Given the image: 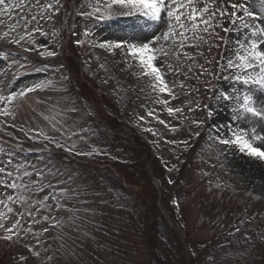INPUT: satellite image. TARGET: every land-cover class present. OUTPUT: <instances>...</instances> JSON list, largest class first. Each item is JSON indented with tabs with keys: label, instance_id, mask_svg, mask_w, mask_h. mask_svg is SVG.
<instances>
[{
	"label": "rangeland",
	"instance_id": "1",
	"mask_svg": "<svg viewBox=\"0 0 264 264\" xmlns=\"http://www.w3.org/2000/svg\"><path fill=\"white\" fill-rule=\"evenodd\" d=\"M92 2L95 0H72L67 7L65 0H61L58 14L45 13L53 15V21H40L49 35L42 36L37 32L31 37L34 43L22 42L30 49L28 51L0 41V88L3 94L19 92L41 81H52L48 88L17 98L9 106L14 118L0 116V166L12 173L11 176L0 174V180L11 183L18 172L28 171L32 176L23 181L16 180V183L30 179L34 182L30 187L35 188L40 182L37 173H41L45 185L51 181L57 188L75 192L72 203L79 209L75 225L52 228L50 221L43 220L45 215L65 219L68 216L67 212L50 211L38 203L52 189L45 186L43 191L25 192L0 184V198H5L13 208V213L9 214L7 208L0 205V213L5 214L0 219V224L5 226L0 228V264H190V256L193 264H264V162L240 153L235 145H220L213 139L217 125L234 124L246 129L253 126L233 121L231 104L218 105L215 101L218 90L231 87L227 81L215 77L236 71L230 69L228 73H221L218 64L226 63L229 57L235 60L237 41L249 37L252 27L245 29L239 23L233 25L230 18L217 19L214 24L231 29L229 32H224L221 27L214 29L219 37L228 41L227 44L212 34H204L207 43L201 44L199 49L190 48L186 43L184 51L194 55L196 62L187 61L182 65L184 70L191 65L192 71L186 73V79L177 77L174 88L177 99H171L165 106L156 101L166 95L152 90L150 78L141 76L137 63L126 58L123 48L113 53L93 45L119 39L146 41L153 34L161 35L167 25L164 21L157 23L139 16L120 15L122 9L119 5H113L109 10L110 19H89L84 12L91 11L89 5ZM205 2L200 0L198 6L202 7ZM220 3L222 8H227L230 3L244 4L258 17L254 26L264 28V0H220ZM209 7L211 10L214 5L209 4ZM238 15L242 13L238 12ZM245 19L253 24L250 18ZM57 22L59 31L52 35ZM86 28L90 30L87 37L83 34ZM4 30L0 26V32ZM74 32H78V38L84 41L82 45L76 43ZM211 32L213 29L210 28ZM74 45L82 63L79 76L91 75L107 87L112 84V99L127 114L128 128L132 125L156 140L155 145L165 155L167 176L171 181L180 164L190 156L189 149L198 136L206 135L205 141L197 148L196 157L200 163L185 177L173 196V201L181 209L179 217L183 216L181 218L191 235L194 254H189L188 260L181 234L175 226L176 216L172 218L162 209L159 224L153 225L147 219V214L152 211L150 199L141 198L140 190L128 186L109 165L95 163L134 158L132 140L128 128L108 127L95 103L77 93L79 84L74 74L71 81L64 62L66 53L75 57ZM46 51H54L55 55L40 54ZM200 51L204 52L202 58L197 55ZM206 60L212 63L206 64ZM161 71L164 72L165 68L162 67ZM208 72L215 75H208ZM171 77V72H165L170 87ZM182 79L186 85L184 88L178 86ZM259 98L264 99V95ZM205 104L214 111L212 118L207 117ZM3 106L0 103V108ZM167 107H181L183 111L169 116ZM149 111L154 115L149 116ZM45 115L55 116L59 121V132L52 130V125L44 119ZM160 119L165 124L159 123ZM193 120L202 123L194 124ZM254 126L258 133L264 134V124ZM41 132L58 140L62 147L45 140ZM112 133L122 134L124 139H110ZM223 138L230 139L231 133H226ZM253 143L260 145V141ZM91 149H96L92 155L80 154ZM61 154H68V157L61 158ZM71 155L90 167L79 166L78 162L75 165ZM58 180L63 183L57 184ZM8 195L16 199L8 202ZM21 196L28 197L29 202L22 203ZM47 204H52L51 199ZM17 220L19 227L12 233V239H4L9 235L5 228L12 227ZM158 225L160 230L155 231ZM237 227L239 231H236ZM44 228L49 230L44 232ZM152 254H155L154 261Z\"/></svg>",
	"mask_w": 264,
	"mask_h": 264
},
{
	"label": "snow or ice",
	"instance_id": "2",
	"mask_svg": "<svg viewBox=\"0 0 264 264\" xmlns=\"http://www.w3.org/2000/svg\"><path fill=\"white\" fill-rule=\"evenodd\" d=\"M199 2L200 0H95V2L89 5L91 11L84 12V15L89 19L93 17L110 19L111 13L109 10L112 9L113 5H119L122 9L119 13L120 15L139 16L157 23L164 21L167 25V30L163 31L161 35L153 34L146 41L130 42L119 39L116 41L109 40L93 46H98L101 49H106L113 53L123 48L126 53V58L137 63L141 76L150 78L152 90L166 95V98L156 101L165 106L169 105L171 99H177L174 92V88L177 86V77L184 76L186 79V73L192 71L191 65L186 70L182 69V65L187 61H192V63L196 62L194 55L184 51L186 43L190 48L199 49L201 44L207 43L204 34H212L222 40L224 44H227L228 41L223 37H219V34L215 33L214 29L221 27L224 32H229L231 29L223 27L221 24H214L213 21L217 19L230 18V22L233 25L239 23L245 29L252 27L253 30L249 37H246L245 40L237 41L238 49L234 53L235 60L229 57L226 63L218 64L221 73H228L230 69H235L236 71L223 74L222 77H215L218 80L222 78L231 86L228 90H218V93L215 95V101L218 105L225 103L231 104L233 121L240 122L242 125L253 126L250 129H246L243 126L237 127L234 124L217 125L215 129L216 135L213 139L220 145H235L240 153L264 162V134L258 133L257 127L254 126L255 124H264V99L259 98L260 95H264V28L254 26L255 20L258 17L244 4L230 3L227 5V8H222L220 0H206L202 7L198 6ZM209 4L214 5L211 10ZM60 5L61 0H47L46 3H42L41 0H0V26L6 29L0 32V41H6L8 44L24 47L22 42L26 40L29 43H34L31 37L37 32L42 36L49 35L48 32L44 31V27L40 21L52 22L54 16L51 14L46 15L45 13L58 14ZM33 9H38L39 11L34 12ZM238 12L242 13V15H238ZM13 13L17 15L14 16ZM245 17L250 18L253 24L250 25ZM58 24L59 22H57L56 30L51 33L52 35L58 33ZM210 28L213 29L211 33ZM188 33H191V36ZM83 34L86 37L89 36L90 30L86 28ZM74 35H77L76 43L82 45L84 41L78 38L79 33L74 32ZM161 41L165 43L161 44ZM216 46L218 47L219 45ZM24 50L28 51L30 49L24 47ZM157 53H159V56H157ZM40 54L51 57L55 55V52L46 51ZM197 55L202 58L204 52L200 51ZM165 61H168V63L165 64ZM173 62L175 63V68L173 67ZM205 63L211 64L212 61L206 60ZM131 66L129 65V67ZM162 67L165 68L164 72L161 71ZM198 67L203 68L204 66L198 65ZM165 72L172 73L171 87L169 86L170 82L165 79ZM199 74L204 75V72H200ZM208 75L215 74L208 72ZM51 84V80L41 81L19 92L11 91L9 94H3V89L0 88V103L4 105L0 108V116L13 117V112L9 106L17 98L25 97L27 93H31L37 89L48 88ZM237 85L240 87H237ZM178 86L180 88L186 86L183 79L180 80ZM196 107L199 109L200 105L197 104ZM203 107L207 110V117L212 118L214 111L207 104ZM70 110L73 112L76 111L75 108H71ZM166 110L169 116L183 111L181 107H167ZM188 110L192 111L191 108ZM148 115L153 116L154 112L149 111ZM44 119L52 125L53 131H60V128L57 127L59 121L55 119V116L45 115ZM159 123L165 124V121L160 119ZM192 123L197 124L202 122L193 120ZM84 131L86 132L87 129H84ZM228 132L231 133V138H223ZM40 135L45 140L55 144L56 147H62L58 140L50 137L47 133L41 132ZM73 135H76V133H73ZM80 138L83 139V137ZM253 141H260V145H255ZM73 147L75 146L73 145ZM95 151L96 149H91L87 153L80 154L92 155ZM0 174L12 175L4 166H0ZM31 176L32 173L28 171H24L22 174L18 172L11 183L0 180V184H4L6 187L14 190L22 189L25 192L34 190L43 191L44 187L47 186L52 191L43 198V201L38 202L40 206H47L50 211L55 209L57 212H67L68 216L65 219L64 217L58 218L57 216L45 215L43 220L50 221V227L52 228L62 227L65 224L75 225L76 219L78 218L76 214L79 209L75 207L72 200L76 193L68 188H57V185H54L51 181L45 185L42 182L44 177L41 173H37L40 182L36 183L35 188L30 187L34 183L30 179L27 182L16 183V180L23 181L25 177ZM61 183L63 181H57V184ZM15 199L16 197L13 195L6 197L8 202H13ZM49 199L52 201L51 205L47 204ZM20 200L22 203L29 202V198L26 196H21ZM173 203L175 204L176 201H173ZM0 205L7 208V213H13V208L6 203L5 198H0ZM4 215V213H0V219H3ZM4 227L3 224H0V228ZM16 227H19L18 220L15 221L12 227L5 228V231L9 235L5 236L4 239L11 240L12 233ZM48 230V228L43 229L44 232ZM236 231H239L238 227Z\"/></svg>",
	"mask_w": 264,
	"mask_h": 264
},
{
	"label": "trees",
	"instance_id": "3",
	"mask_svg": "<svg viewBox=\"0 0 264 264\" xmlns=\"http://www.w3.org/2000/svg\"><path fill=\"white\" fill-rule=\"evenodd\" d=\"M80 93L84 96H87L90 100L99 101L101 105L104 104L108 110H115L117 115L120 117L119 111L114 104V101H112V99H110L106 93H102V98H99L92 89L86 86V84L80 85ZM134 137L136 140L135 143L132 144L133 146H131V149L134 152V158H131L130 161H121L112 164L125 178H129L128 182L130 184L139 185L142 188L143 193L146 192L148 194H156L149 178L148 171L146 170L147 165L153 160L152 155L147 149H145L144 144L136 137V135H134ZM114 138L118 140L119 137ZM153 162L152 168L154 169L156 176H159L158 174L162 173L160 172L157 163L155 161ZM148 219L151 222V218L149 217ZM155 235L158 234L156 233Z\"/></svg>",
	"mask_w": 264,
	"mask_h": 264
},
{
	"label": "bare ground",
	"instance_id": "4",
	"mask_svg": "<svg viewBox=\"0 0 264 264\" xmlns=\"http://www.w3.org/2000/svg\"><path fill=\"white\" fill-rule=\"evenodd\" d=\"M161 44H164L162 41L160 42Z\"/></svg>",
	"mask_w": 264,
	"mask_h": 264
}]
</instances>
